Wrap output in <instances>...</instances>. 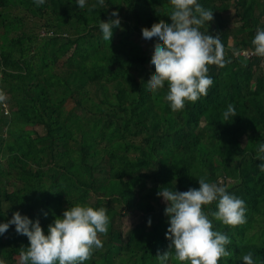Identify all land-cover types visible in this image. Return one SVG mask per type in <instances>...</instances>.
<instances>
[{"label":"trees","instance_id":"16d2710c","mask_svg":"<svg viewBox=\"0 0 264 264\" xmlns=\"http://www.w3.org/2000/svg\"><path fill=\"white\" fill-rule=\"evenodd\" d=\"M200 3L214 13L201 31L219 36L225 62L209 65L207 95L173 110L167 82L154 93L146 88L156 42L145 49L137 40L171 22L170 0H86L83 7L74 0H0V220L20 210L39 217L47 232L66 207L90 204L105 210L109 225L97 237L102 247L83 264H160L170 221L157 192L199 187L204 176L246 201L247 220L236 225L211 216L216 201L203 205L213 227L231 237V256L219 264H245L238 258L248 251L264 264V168L257 157L264 56L252 44L264 27V0ZM232 8L237 30L224 17ZM112 9L121 24L106 41L99 22ZM229 103L238 113L224 121ZM131 214L140 220L125 231L123 218ZM29 243L11 225L0 234V259L24 264ZM167 264L190 261L170 250Z\"/></svg>","mask_w":264,"mask_h":264},{"label":"clouds","instance_id":"9594fccd","mask_svg":"<svg viewBox=\"0 0 264 264\" xmlns=\"http://www.w3.org/2000/svg\"><path fill=\"white\" fill-rule=\"evenodd\" d=\"M36 3L43 4L45 0H36ZM74 3L83 7L86 0H74ZM170 3L171 22L161 21L151 30H143L142 40L156 42L150 64L155 74L147 80V90L154 93L167 82L166 99L173 110H178L186 101L207 95L214 82L208 74L209 65L225 61L219 36L200 28L213 19V9L205 7L200 0H170ZM120 24L119 9H112L110 17L99 22L103 38L111 41L114 27ZM252 44L255 54L264 56V27L258 26ZM4 99L5 93L0 90V100ZM2 108L5 114L9 113L6 103ZM237 113V108L229 103L223 112L224 121L232 120ZM257 157L261 161L259 166L264 168V142L257 147ZM198 178L199 187L190 186L187 190L160 187L157 192L167 202L164 211L170 221L165 232L169 239L168 248L157 252L160 264H167L170 250H174L178 260L190 261V264H219L222 256H231L227 247L231 237L213 227V220L203 205L216 201L217 207L211 216L224 224L236 225L247 220L243 197L230 192L222 183L209 181L204 176ZM151 222L149 218V225ZM11 225L29 238L27 249L21 253L24 264H83L94 249L102 247L97 237L107 233L109 220L103 208L76 203L66 207L62 214L55 215L47 232L39 217L33 219L20 210L14 211L9 219L0 220V234ZM238 260L257 264L252 251L242 254ZM0 264L5 261L0 259Z\"/></svg>","mask_w":264,"mask_h":264},{"label":"rangeland","instance_id":"374dc122","mask_svg":"<svg viewBox=\"0 0 264 264\" xmlns=\"http://www.w3.org/2000/svg\"><path fill=\"white\" fill-rule=\"evenodd\" d=\"M224 17L226 18L227 22L229 23V25L232 27V28H235L236 30L239 28L240 26V22L237 20L235 14H234V9H230L229 11L225 12L224 13ZM238 27V28H237ZM137 40H141V42L143 43L144 45V48L145 49H150L151 48V43L149 42H144L142 40L141 37H137ZM235 43V39L233 37L230 38V46H233ZM6 105L8 106V104L6 103ZM73 105V104H72ZM9 108V107H8ZM79 110V109H78ZM80 111V110H79ZM31 128H33L32 126H30ZM35 128L43 133L44 132V129L41 127V126H35ZM139 217L138 216H135L133 214L131 215H128L126 217L123 218V228L125 229V231H128L129 228H131L135 223H137L139 221Z\"/></svg>","mask_w":264,"mask_h":264},{"label":"built area","instance_id":"2783aa9c","mask_svg":"<svg viewBox=\"0 0 264 264\" xmlns=\"http://www.w3.org/2000/svg\"><path fill=\"white\" fill-rule=\"evenodd\" d=\"M248 53V55H251V54H253V51H251V52H247Z\"/></svg>","mask_w":264,"mask_h":264}]
</instances>
